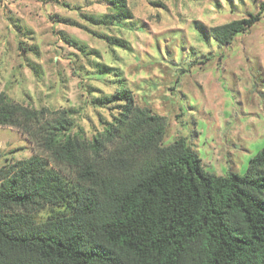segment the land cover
<instances>
[{"label":"trees","instance_id":"1","mask_svg":"<svg viewBox=\"0 0 264 264\" xmlns=\"http://www.w3.org/2000/svg\"><path fill=\"white\" fill-rule=\"evenodd\" d=\"M105 1L109 19L90 21L126 26L127 0ZM263 13L260 1L256 13L210 26L203 38L229 45ZM90 103L111 120L100 118L102 131L86 138L72 133L73 110L34 108L0 91V126L42 152L0 167V264H264V147L244 173L218 175L185 137L163 144L165 118L128 88ZM46 207L61 214L33 221Z\"/></svg>","mask_w":264,"mask_h":264},{"label":"rangeland","instance_id":"2","mask_svg":"<svg viewBox=\"0 0 264 264\" xmlns=\"http://www.w3.org/2000/svg\"><path fill=\"white\" fill-rule=\"evenodd\" d=\"M260 1L127 0L124 26L109 22L105 0H0V91L34 108L73 110L72 133L91 138L111 111L90 100L124 86L165 118L163 144L185 137L206 170L242 174L264 147V13L229 45L203 34L256 13ZM105 16L107 24L89 19ZM102 65L112 72L98 75ZM35 154L24 134L0 126V167ZM59 214L46 207L31 217Z\"/></svg>","mask_w":264,"mask_h":264}]
</instances>
